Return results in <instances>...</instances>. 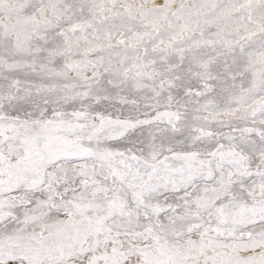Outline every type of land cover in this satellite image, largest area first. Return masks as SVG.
I'll use <instances>...</instances> for the list:
<instances>
[{
    "label": "snow or ice",
    "instance_id": "1",
    "mask_svg": "<svg viewBox=\"0 0 264 264\" xmlns=\"http://www.w3.org/2000/svg\"><path fill=\"white\" fill-rule=\"evenodd\" d=\"M0 264H264V0H0Z\"/></svg>",
    "mask_w": 264,
    "mask_h": 264
}]
</instances>
